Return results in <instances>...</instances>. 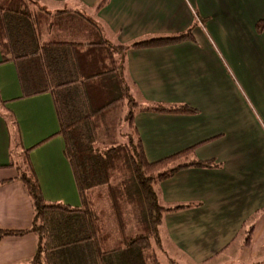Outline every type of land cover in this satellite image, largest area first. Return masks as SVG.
I'll return each instance as SVG.
<instances>
[{
  "label": "crops",
  "instance_id": "0c3cea01",
  "mask_svg": "<svg viewBox=\"0 0 264 264\" xmlns=\"http://www.w3.org/2000/svg\"><path fill=\"white\" fill-rule=\"evenodd\" d=\"M26 1L71 19L63 30L43 28L45 40L86 43L93 26L110 43L129 44L193 28L192 40L129 49L125 57L124 74L141 104L196 110L134 114L147 160L194 147L195 159L210 161L155 184L158 202L177 207L161 218L157 256L164 264H208L225 255L232 261L220 264H264V30L255 29L264 0H108L98 10L100 0ZM22 95L16 65L0 49V231L32 223L17 169L26 150L44 199L81 205L52 93ZM85 198L117 233L107 186L88 189ZM237 239L244 240L233 251ZM36 243L33 232L0 237V264H29Z\"/></svg>",
  "mask_w": 264,
  "mask_h": 264
},
{
  "label": "trees",
  "instance_id": "16d2710c",
  "mask_svg": "<svg viewBox=\"0 0 264 264\" xmlns=\"http://www.w3.org/2000/svg\"><path fill=\"white\" fill-rule=\"evenodd\" d=\"M108 0H100L96 10ZM26 0H0V49L3 60L17 69L23 97L51 92L64 141L63 153L72 168L80 206L44 199L35 173L22 152L19 178L33 205L28 230L0 231V237L33 232L35 252L29 264H160L159 226L164 213L154 186L184 167L209 166L195 159L194 147L149 161L133 124L136 112L195 113L185 104H141L124 74L129 49L176 45L192 40L191 29L150 36L129 44L110 43L91 26L86 43L45 40L47 32L71 22L64 11L33 9ZM69 21V22H68ZM91 23H93L91 21ZM264 30V18L255 24ZM107 186L118 222L110 234L85 192Z\"/></svg>",
  "mask_w": 264,
  "mask_h": 264
},
{
  "label": "rangeland",
  "instance_id": "374dc122",
  "mask_svg": "<svg viewBox=\"0 0 264 264\" xmlns=\"http://www.w3.org/2000/svg\"><path fill=\"white\" fill-rule=\"evenodd\" d=\"M191 33H193V28H192V30H191ZM64 193V192H63ZM65 194V193H64ZM244 239H237L236 240V243H235V245H234V247H232L233 249V251H234V248H238V246L242 243V241H243ZM181 259V258H180ZM180 259H178V261L179 262H177V258H174V260L178 263V264H190V263H188V262H184L182 259L180 260ZM232 259L233 258H227L226 257V255H225V257H222V258H220V259H215V260H213V261H211V262H209L208 264H220V263H222V262H224V261H227V260H230V261H232ZM160 264H164V261L162 260V259H160Z\"/></svg>",
  "mask_w": 264,
  "mask_h": 264
}]
</instances>
